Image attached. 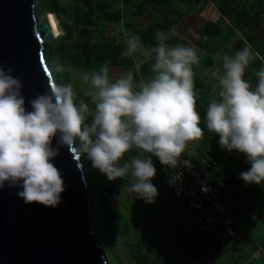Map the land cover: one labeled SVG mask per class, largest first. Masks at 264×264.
<instances>
[{"label": "clouds", "instance_id": "1", "mask_svg": "<svg viewBox=\"0 0 264 264\" xmlns=\"http://www.w3.org/2000/svg\"><path fill=\"white\" fill-rule=\"evenodd\" d=\"M174 31H158L156 45L146 47L139 35H126L122 57L136 62L137 53L152 58L151 76L136 80L134 72L110 77L109 61L80 76L86 86L77 100L72 83H58L29 101L25 107L23 83L0 66V187L20 185L25 203L56 207L65 190L60 171L50 162L59 152L58 143L86 156L92 167L108 180L131 177L130 193L146 203L158 195L152 183L156 168L152 157L171 170L181 163L190 142L204 138L201 116L196 110L193 65L198 51L171 45ZM259 57L249 46L234 55H223L222 74L214 73L219 91L208 102L204 117L209 133L219 136L222 150L243 153L250 167L240 173L246 185H264V67L254 73L256 84L244 78L249 65ZM56 73L66 67L53 61ZM139 72V65H136ZM91 118V122L89 121ZM137 151L121 164L126 153ZM174 172L170 183L179 180Z\"/></svg>", "mask_w": 264, "mask_h": 264}, {"label": "water", "instance_id": "2", "mask_svg": "<svg viewBox=\"0 0 264 264\" xmlns=\"http://www.w3.org/2000/svg\"><path fill=\"white\" fill-rule=\"evenodd\" d=\"M50 13L41 0H0V66L13 69L29 101L60 83L49 57L56 39ZM50 161L65 190L58 206L25 203L20 185L0 187V264H110L92 226L94 185L86 157L58 143Z\"/></svg>", "mask_w": 264, "mask_h": 264}, {"label": "trees", "instance_id": "3", "mask_svg": "<svg viewBox=\"0 0 264 264\" xmlns=\"http://www.w3.org/2000/svg\"><path fill=\"white\" fill-rule=\"evenodd\" d=\"M111 1L112 0H67V5H62L60 0H41V7L52 16L57 31V37L60 36V30L53 13L56 14L63 26L65 32L64 35L61 38L55 39V42L59 41L62 43L63 45L60 50H66L68 53L67 59L64 55L60 57L64 66L67 62L68 65L70 64L73 67L80 68L79 70L90 72L93 69H98L106 61H109V68L111 66H115L117 68L123 67L124 71L132 70L134 72V77L136 78L137 74H135L134 71L135 67H133V59L121 56V53L125 50L126 45L123 42L124 40L119 39L120 33L116 32V36L115 34L110 35V25L112 22H121V19L126 16L120 11H110ZM120 1L125 3V5H129L136 0ZM137 1H139L138 8L133 9L129 14H136L143 17L145 14L148 15L146 16L148 24L145 25L144 29L136 31L135 33V35L140 36L141 42L146 47H154L156 45L155 34L158 31H172L171 29L175 21L169 19L170 14L174 12H177L180 16H184L186 14L183 10L184 8H181L180 6L178 7V4L184 0ZM185 1L187 3H191L193 0ZM208 2H211L212 4L214 0H208ZM214 9L218 10L219 8L216 5ZM221 11L223 16L224 12L223 10ZM220 27L222 26H218L215 22H208L205 25L200 32V37L204 40L205 45L206 43L212 44L214 38L222 35V33L218 30ZM126 28L133 29L135 26L130 25ZM179 42L180 40L176 35L169 37V44L175 45ZM52 43L55 44L54 41ZM52 43L50 53H52ZM199 45H202V43H199ZM203 48H205V46ZM150 60L154 62L152 58H148L149 62ZM139 70L143 71L142 65L139 67ZM62 73L64 74V72ZM66 74L67 73L63 75L64 83H70L67 76H65ZM121 74L123 73L120 72L119 75ZM73 86L77 92V100L84 99L85 102H87L89 97L85 96L83 93L86 87L82 88L77 85ZM198 87L201 89L199 92ZM194 91L196 92V98L199 99V102L196 101V110L201 116L200 126L203 128L205 133L204 138L200 141L204 150L203 153L212 154L216 159H218L223 173L227 174L229 177L227 187L224 189L222 194V201L238 220H240V218L238 216V212L233 206V203L239 204L242 208H244V210L250 208L251 211L255 212L256 209L257 212L255 213L258 218L264 220V185H246L244 181L240 179V173L248 170L250 167L245 157L236 158L234 160L232 158L231 160L226 157L224 158L225 152L217 148L219 136L214 133H209L206 128L204 117L206 115V109L209 101L205 104V106H201V102L208 99L209 95L208 91L203 90V84L198 81V78H194ZM90 121L91 120L89 119L88 122ZM223 163H227V165H223ZM229 163H233L235 166L232 172L231 169L228 168ZM97 173L101 172L97 169ZM101 191H103L101 197L108 200L114 195V191L111 187L102 185ZM167 191L169 192L168 189ZM171 197L173 196L171 195ZM188 215H191V217H187L186 219L184 218L183 224L180 225V229L183 233L182 236L178 238L181 245L180 249L182 251L194 249L196 251H201V253L205 255H210L213 251L211 246L207 244L208 236L203 234L198 229L196 214L193 213ZM217 230L219 231V229ZM220 232L224 234L221 230Z\"/></svg>", "mask_w": 264, "mask_h": 264}, {"label": "rangeland", "instance_id": "4", "mask_svg": "<svg viewBox=\"0 0 264 264\" xmlns=\"http://www.w3.org/2000/svg\"><path fill=\"white\" fill-rule=\"evenodd\" d=\"M60 2L62 5H67V0H60ZM138 5L139 1L137 0L125 6L120 0H112L110 11H120L127 15L133 9L138 8ZM53 15L57 20L60 30V36L56 38L58 39L61 38L65 32L56 14L53 13ZM129 20L133 21L134 19L130 16ZM110 26L113 29H110V35L115 34L116 36V31H118V33H120L119 35L123 34L126 36L125 33H127V28H125L124 23L114 21ZM219 39L220 41L218 42H221L220 48H222L226 45V37L219 36ZM53 41L56 46L52 43ZM53 41L50 42V51L52 43V53L49 51V57L52 61L58 60L59 63L62 64L60 57L64 55L67 59L68 53L66 50H60L63 45L62 43L59 41L55 42V39ZM212 42L216 44V42ZM210 44L206 43V45H208V53L202 58V66H207V68L205 67L202 69L198 64L195 65L197 69L200 68L198 72L200 73L201 79L197 75H194V78L198 77L205 85L213 78L214 73L218 74V72L213 69L214 67L212 68V66H209L207 63V60L210 59V55L219 51H211L213 44H211V48ZM206 45L204 44L205 50ZM146 59L148 60L147 57ZM141 61L145 63L144 58H139L137 61L139 67ZM150 65L149 61H147V68L150 67ZM65 67L67 71H65L64 74L67 73L65 76H67L70 83L82 88L86 87L82 84L80 76L84 72L89 71L79 70L80 68L73 67L70 64L68 65L67 62ZM119 69L120 68H118V70ZM64 74H58L60 83H64ZM110 76L116 77V74L112 75L110 72ZM205 76H208L206 80ZM199 90H201L200 87H198V92ZM212 93L211 91L208 95L212 96ZM89 119L91 120V118ZM201 151L202 147L200 148L199 142H194L193 146L188 149V153L191 156L199 154ZM233 153L236 156L240 155L237 151ZM138 155H140V153L137 155L128 153L127 158L130 159V157ZM86 160L90 168L91 179L94 185L92 226L95 236L99 239L109 258L110 264H216L217 260H219V263L223 261L221 258L225 259L226 257L235 256L234 253L236 250L234 251V249L238 247L239 243L233 241L227 243L226 241L225 245V239H222L221 251L213 249L210 255H205L201 253V251H196L194 249L182 251L178 241V238L183 234L180 225L183 224L185 216L189 215L183 212L178 202L171 197L170 193H165L162 187H160V193L158 192L155 202L146 203L143 199H137L134 193L129 192L131 186L130 176L125 179L117 178L110 181L106 175L97 173V169L92 167L90 160L87 158ZM152 160L156 168V157L154 156ZM125 162H128V160H122L121 164ZM152 183L156 186V177L152 179ZM102 185L111 187L114 191V195L109 200L101 197L103 193V191H101ZM163 226H165V228ZM251 235L253 238L246 244V246H248L247 250L252 248V251H256L257 253L258 250L257 248L256 250L254 249V245L257 247L260 243H264V222L259 221L256 228L251 229ZM222 247L226 248L222 250ZM242 261L245 262L246 259H242ZM248 261L250 262L251 258ZM260 263L263 264L261 261Z\"/></svg>", "mask_w": 264, "mask_h": 264}, {"label": "crops", "instance_id": "5", "mask_svg": "<svg viewBox=\"0 0 264 264\" xmlns=\"http://www.w3.org/2000/svg\"><path fill=\"white\" fill-rule=\"evenodd\" d=\"M125 6V3H122ZM128 5V4H127ZM218 6V10L214 9V7ZM184 8L183 10L186 12L184 16L178 15L177 12H174L170 14V20H174L175 23L172 27V31H174L176 36L179 38L180 42L178 44H181L183 46L192 47L197 49L198 55H199V63L198 66L202 69L207 66H202V58L207 55L208 50L204 47V40L200 37L201 30L205 27V25L208 22H215L220 27L218 30L222 33L221 36L226 37V45L220 48L221 42L219 39V36L214 39V42L216 44L212 45L211 51H217L210 55V59L207 60V63L209 66H212V68L218 72V74H222V61L220 60V57L223 55H234V53L238 50L243 49L245 46H249L251 50L254 53H259V57L255 59L249 67L245 71L244 78L247 80H250L253 87L256 84V77L254 73L258 71L261 67H264V0H214V2L211 4L208 0H193L191 3H187L185 0L178 4V7ZM191 9V10H190ZM224 12V15L222 16V11ZM130 16L132 17V20H129ZM148 16L147 14L143 16H139L136 14H127L125 17L121 19V22L124 23L125 28L134 25L135 28H127V34H135L136 31H140L144 29L145 25L148 24V20L146 18ZM178 16V17H177ZM224 17V18H223ZM110 29H112L110 27ZM113 30V29H112ZM118 33V31H116ZM111 33V32H110ZM120 40H124V44L126 45V36L123 34L119 35ZM199 43L202 45H199ZM208 47V45H207ZM262 47V48H261ZM260 48V49H259ZM206 52H205V51ZM139 58H144L145 63L142 61L140 62V66H143V71L139 70V72L136 71V64ZM147 59L146 57L141 56L139 53H137L136 56V62L134 63L133 67H135L134 71L136 76V80L140 79H147L149 76H151V68H147ZM150 64L153 63L152 61L149 62ZM197 66V67H198ZM195 68V70H194ZM198 68V69H200ZM110 72L112 75L116 74V77L119 75V73H124L123 67L118 70L117 67L111 66ZM198 69L193 65V71L194 75L200 77V73L198 72ZM201 69V70H202ZM212 69V70H213ZM213 70V72H214ZM197 71V73H196ZM203 73V72H202ZM210 75V74H209ZM112 77V76H110ZM112 78H115L114 76ZM198 78V77H197ZM198 78V81L202 82ZM208 78V76H205V80ZM204 79V78H203ZM203 84V82H202ZM205 87V88H204ZM203 90L208 91L210 93L213 92L212 96H209L208 99L205 101L199 103L201 106H205V104L213 97L216 96V94L219 91L218 87V80L213 76V78L208 82L207 85L203 84ZM84 93V92H83ZM201 99V98H200ZM196 101L199 102V99L196 98ZM90 103V98L88 101ZM194 142H190L188 147L185 150V153L182 155L184 157H196L197 155L204 154L203 148L202 151L199 154H194V156H191L188 153V149L193 146ZM200 148L202 147L200 141ZM217 148L221 149L219 142L217 143ZM222 150V149H221ZM225 152L224 158H228L231 160V158L234 160L236 158H243L245 155L243 153H240L239 156H236L233 152H229L227 150H222ZM129 153L138 154L137 151H132ZM128 153L124 155L123 160H130L127 158ZM154 157V156H153ZM152 157V158H153ZM246 158V157H245ZM223 165H227V163H223ZM228 168L231 169V172L234 170L235 166L234 164H228ZM244 165V164H243ZM248 165H250L248 163ZM237 166V165H236ZM169 168L165 165H162L158 158H156V187L158 189V192L160 191V187L164 190L165 193H169L164 185V177L167 173ZM160 193V192H159ZM230 197V194H229ZM160 200V199H158ZM252 202V201H251ZM251 205V204H250ZM233 206L235 210L238 212V216L241 220V222L244 224L245 229L247 230L246 233L240 234V236L235 240H229L224 234L218 231L217 229H214L210 234L207 236V244H209L213 249L220 250L221 251V242L222 239H225V245L226 241L228 242H238V247H235L234 255L229 258H221L223 261L219 263V260H217L216 264H253L263 262L264 264V253L262 252H253L252 248L248 249V246L246 244L253 238L251 235V229L256 228L257 223L259 221L264 222L263 219H259L257 214V210L255 209V212L251 211L250 208L247 210H244L239 204L233 203ZM239 206V207H237ZM250 207V206H249ZM186 217H191L185 216ZM191 219V218H190ZM165 228V226H163ZM168 230V229H167ZM255 240V239H254ZM258 242V241H257ZM260 243V242H259ZM234 247V246H233ZM262 247L264 248V243H260L257 247L254 245V249ZM226 247H222V250H224ZM233 251V250H232ZM226 253V252H225ZM252 259V261H248L249 259ZM242 259H246L245 262L242 261ZM249 262V263H247Z\"/></svg>", "mask_w": 264, "mask_h": 264}, {"label": "built area", "instance_id": "6", "mask_svg": "<svg viewBox=\"0 0 264 264\" xmlns=\"http://www.w3.org/2000/svg\"><path fill=\"white\" fill-rule=\"evenodd\" d=\"M185 160L190 162V167L181 163L178 169L169 170L164 177L169 193L183 212L196 214L198 229L205 235L219 229L229 240H235L246 233L243 223L222 201L229 177L223 173L219 160L212 154H201L194 158L181 156V161ZM174 172L181 173V177L175 183H170ZM257 250L264 253L262 247Z\"/></svg>", "mask_w": 264, "mask_h": 264}, {"label": "bare ground", "instance_id": "7", "mask_svg": "<svg viewBox=\"0 0 264 264\" xmlns=\"http://www.w3.org/2000/svg\"><path fill=\"white\" fill-rule=\"evenodd\" d=\"M50 20H51L52 26H53V28H54L55 34H56V36H57V31H56V28H55V25H54V20H53V18H52L51 15H50Z\"/></svg>", "mask_w": 264, "mask_h": 264}]
</instances>
